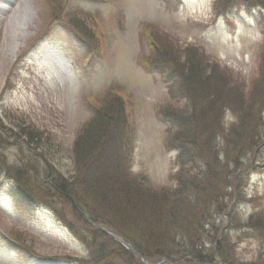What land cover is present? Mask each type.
<instances>
[{"label":"rangeland","instance_id":"1","mask_svg":"<svg viewBox=\"0 0 264 264\" xmlns=\"http://www.w3.org/2000/svg\"><path fill=\"white\" fill-rule=\"evenodd\" d=\"M217 1L18 0L0 13V168L6 172L0 174V264H98L99 249L111 251L106 234L112 232L90 223L89 215L98 211L77 183L75 204L88 208L81 213L35 178L47 176L45 166L52 185L82 177L74 145L94 114L108 105H114L113 116L117 107L124 110L115 113L120 117L112 125L123 144L122 167L132 176L146 175L153 187H176L178 153L165 148L173 132L164 119L175 100L164 73L170 77L176 60L192 58L211 73L212 64L201 62L205 51L242 83H235L234 93L248 94L258 76L264 9L252 0H225L218 7ZM18 16L27 21L13 54ZM146 61L152 64L149 72L141 66ZM228 104L232 110L246 106L239 98ZM11 131L24 141L7 135ZM241 163L243 171L232 176L235 185L239 174L247 178L236 215L261 226L264 143L261 147L259 140ZM244 236L241 258H264V239L252 232Z\"/></svg>","mask_w":264,"mask_h":264},{"label":"trees","instance_id":"2","mask_svg":"<svg viewBox=\"0 0 264 264\" xmlns=\"http://www.w3.org/2000/svg\"><path fill=\"white\" fill-rule=\"evenodd\" d=\"M260 5L264 7V3ZM193 55L199 54L194 50ZM192 59L184 63L176 60L178 66L173 68L170 77L164 73L172 84L171 95L176 107L166 111L169 130L173 132L172 142L167 145L178 151L180 164L174 176L175 189L158 190L145 177L132 176L122 167L123 144L112 134V125L120 117L115 113L120 115L124 110L117 107L113 116L114 105L95 113L74 145L82 177L52 185L49 166H45V178L44 173L35 174L41 186L54 188L81 213L80 209L88 211V208L84 205L78 208L75 204V197L80 195L72 186L77 183L98 211L97 214L94 211L95 216L89 215L90 223L106 226L114 236L134 248V251L126 249L105 233L111 251L101 247L98 264H146L140 263L136 256L151 264L162 260L165 264H260L264 261L263 257L248 261L238 255L239 245L246 238L244 234L252 232L259 240L264 239V224L243 223L238 218L235 206L245 200L247 178L239 174L237 185L232 178L243 171L242 158L247 157L259 140L261 145L264 143V43L258 76L251 82L248 94L230 91L235 83L236 87L242 83L204 53L201 62L212 64L211 73H206V65ZM147 63L149 67L152 65ZM231 98H239L246 104L245 108L239 106L232 110L228 104ZM228 110L234 118L226 128L224 116ZM213 127L218 128L216 135L211 134ZM7 135L24 141L12 131ZM32 143L34 140L29 144ZM224 216L227 225L223 224ZM254 217L251 215L249 220Z\"/></svg>","mask_w":264,"mask_h":264},{"label":"bare ground","instance_id":"3","mask_svg":"<svg viewBox=\"0 0 264 264\" xmlns=\"http://www.w3.org/2000/svg\"><path fill=\"white\" fill-rule=\"evenodd\" d=\"M26 13H27V9L24 10V14ZM26 21H27V18L24 16H18L14 19L13 29H15V31L13 32L14 34L12 35V42H13L12 53L13 54L16 52V50L19 47L18 37L25 36L24 32H25Z\"/></svg>","mask_w":264,"mask_h":264}]
</instances>
